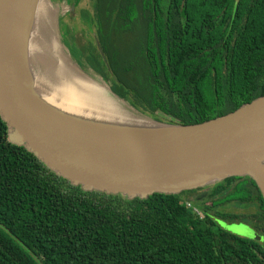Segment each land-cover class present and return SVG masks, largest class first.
I'll return each instance as SVG.
<instances>
[{
	"label": "trees",
	"instance_id": "trees-1",
	"mask_svg": "<svg viewBox=\"0 0 264 264\" xmlns=\"http://www.w3.org/2000/svg\"><path fill=\"white\" fill-rule=\"evenodd\" d=\"M88 2L93 41L76 61L137 113L192 125L264 95V0ZM238 221L260 237L223 228ZM0 264H264V200L248 177L133 199L83 189L0 117Z\"/></svg>",
	"mask_w": 264,
	"mask_h": 264
},
{
	"label": "water",
	"instance_id": "water-1",
	"mask_svg": "<svg viewBox=\"0 0 264 264\" xmlns=\"http://www.w3.org/2000/svg\"><path fill=\"white\" fill-rule=\"evenodd\" d=\"M41 1L0 0V117L12 143L83 189L126 199L179 195L228 178L248 177L264 200V95L226 115L175 125L137 113L108 89L127 111L159 128L116 130L67 118L43 104L34 88L36 71L29 64L27 46ZM45 1L54 10L52 3L57 2ZM62 1L69 3L63 4L71 13L80 2ZM53 28L74 68L105 85L78 64L54 23ZM222 225L229 231L240 226L251 230L245 224Z\"/></svg>",
	"mask_w": 264,
	"mask_h": 264
},
{
	"label": "bare ground",
	"instance_id": "bare-ground-1",
	"mask_svg": "<svg viewBox=\"0 0 264 264\" xmlns=\"http://www.w3.org/2000/svg\"><path fill=\"white\" fill-rule=\"evenodd\" d=\"M53 20L51 6L42 0L36 9L27 46L29 64L36 71L33 83L40 93L38 99L67 118L88 121L93 126L132 131L159 128L127 111L124 103L108 93L110 87L103 79L106 86L74 68L59 44ZM40 68L45 70L41 74Z\"/></svg>",
	"mask_w": 264,
	"mask_h": 264
},
{
	"label": "rangeland",
	"instance_id": "rangeland-1",
	"mask_svg": "<svg viewBox=\"0 0 264 264\" xmlns=\"http://www.w3.org/2000/svg\"><path fill=\"white\" fill-rule=\"evenodd\" d=\"M55 1L57 3L55 4L52 3V7L55 10V14L53 13V17H54L53 23L54 26H56L57 28V33L61 31V38L69 54L77 59H80V61H84V55L86 56L85 54L87 53L86 49L89 47V42L93 38V33L87 30V28L85 27L86 25L85 24L83 25L82 22L80 21L79 9L83 7H90L91 4L88 2V0H80L78 6L73 10V13H71L70 11L69 12L67 11V7L63 4L65 2H63L62 0H55ZM65 4L68 5L69 3H65ZM68 10H70V7ZM99 53L102 56V51L101 52L99 51ZM44 71L45 70L43 68H40L39 74H41ZM249 211L250 210L246 211L244 209H238L236 207H233L232 209H228V212L234 214H246ZM229 232L242 238H247L251 240L257 239L256 238L257 236L254 233L255 231L252 228L251 230H247L243 226H240L236 229H230Z\"/></svg>",
	"mask_w": 264,
	"mask_h": 264
},
{
	"label": "flooded vegetation",
	"instance_id": "flooded-vegetation-1",
	"mask_svg": "<svg viewBox=\"0 0 264 264\" xmlns=\"http://www.w3.org/2000/svg\"><path fill=\"white\" fill-rule=\"evenodd\" d=\"M68 28V27H67ZM69 36H71V35H69ZM90 41H93V38H92V40H90ZM97 48L99 49V47L97 46ZM84 59H85V56H84ZM102 59L105 61V58H104V55L102 54ZM238 209H240V208H238ZM232 224H245L244 222H240V221H238V222H233V223H227V225H232ZM245 225H247V224H245ZM248 226V225H247ZM258 234V233H257ZM259 235V234H258ZM260 237V236H259Z\"/></svg>",
	"mask_w": 264,
	"mask_h": 264
}]
</instances>
